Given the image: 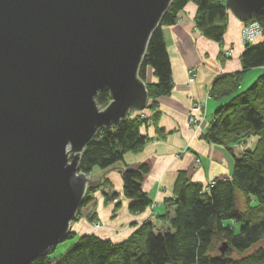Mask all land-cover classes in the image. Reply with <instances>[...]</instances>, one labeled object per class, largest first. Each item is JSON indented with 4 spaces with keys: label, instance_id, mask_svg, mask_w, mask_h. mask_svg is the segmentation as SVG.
<instances>
[{
    "label": "water",
    "instance_id": "1",
    "mask_svg": "<svg viewBox=\"0 0 264 264\" xmlns=\"http://www.w3.org/2000/svg\"><path fill=\"white\" fill-rule=\"evenodd\" d=\"M171 1L0 0V264H30L65 238L85 182L100 181L77 175L80 154L146 107L137 72ZM226 6L243 22L264 12V0Z\"/></svg>",
    "mask_w": 264,
    "mask_h": 264
},
{
    "label": "trees",
    "instance_id": "2",
    "mask_svg": "<svg viewBox=\"0 0 264 264\" xmlns=\"http://www.w3.org/2000/svg\"><path fill=\"white\" fill-rule=\"evenodd\" d=\"M188 3L197 8L195 26L206 39L221 43L227 30L228 7L224 0L170 2L150 36L137 72L139 80L146 85L147 105L152 111L158 108L157 99L168 97L173 89L171 62L162 28L174 25L178 13ZM250 21L262 26L264 36V12L254 14ZM240 59L241 72L222 75L212 84L211 97L219 105L213 112L211 126L203 134L208 143L224 146L231 155L234 145L257 138L252 149H246L238 157L233 155L230 180L216 181L205 191L200 184L189 183L182 173L174 186L171 206L175 212L172 217L169 213L163 215L169 224L167 229L155 231L153 224H142L121 243L93 234L76 237L68 232L63 241H74L68 250L49 258L56 250L50 247L46 255L38 256L30 264H264L263 247L246 254L264 240V71L251 86L240 90L245 74L264 66V40L247 46ZM149 71L157 80L154 84L147 82ZM95 98L102 108L112 100L108 89L99 91ZM153 116L156 122L158 116L156 113ZM148 119L139 112L135 117L130 114L116 126L100 128L80 156L78 172L86 175L121 165L126 154L143 150L151 141L142 134ZM148 172L146 165L136 170L120 168L130 214L141 215L151 206L149 195L142 189L143 176ZM93 183L85 193L82 206L92 202L90 193L109 185L105 180L99 186ZM238 194L246 201L244 211L238 207ZM217 240L227 243L229 251L214 257L210 251ZM231 251L245 255L234 259Z\"/></svg>",
    "mask_w": 264,
    "mask_h": 264
},
{
    "label": "crops",
    "instance_id": "3",
    "mask_svg": "<svg viewBox=\"0 0 264 264\" xmlns=\"http://www.w3.org/2000/svg\"><path fill=\"white\" fill-rule=\"evenodd\" d=\"M196 11L195 5L188 3L178 13L182 23L162 28L166 51L171 62L173 89L168 97L157 99L158 108L155 111L147 109L142 112L145 117H149L147 128L142 132L153 138L152 141L139 153H128L123 158L124 167L138 169L141 165L147 166L149 172L142 180V189L148 193L152 207L141 215L128 212L130 201L122 192L121 165L105 171H94L92 177L98 176L100 180H108L107 187L118 194V199L105 200L99 191L104 187L100 186L93 195L92 206L90 204L88 210L104 228L92 231L91 224L83 217L73 225L72 229L77 235L92 233L104 240L121 243L130 238L136 227L143 222L153 223L155 229L162 223L168 226L163 215L169 213L172 217L175 212L170 199L174 196V186L180 173L184 172L189 181L202 184L209 180L232 178L234 167L232 155L225 147L212 145L199 134H192L186 126V121L190 116L191 103L204 100L216 78L241 71L240 58L244 49L240 32L243 23L228 9L227 30L223 37L222 49L231 55L222 64L218 44L206 39L195 29ZM190 70H194L197 77L188 83ZM147 74V82L152 84L157 82L151 71ZM206 103L207 120L212 121L218 103L212 98ZM155 113L158 116V123L153 124ZM177 155L179 157L175 158ZM197 159L201 160L199 166L196 164ZM116 182L118 187L115 185ZM99 184L100 182L97 185Z\"/></svg>",
    "mask_w": 264,
    "mask_h": 264
},
{
    "label": "rangeland",
    "instance_id": "4",
    "mask_svg": "<svg viewBox=\"0 0 264 264\" xmlns=\"http://www.w3.org/2000/svg\"><path fill=\"white\" fill-rule=\"evenodd\" d=\"M226 1L227 0H224V2H225V6H226ZM227 7V6H226ZM229 9V8H228ZM230 10V9H229ZM231 12V11H230ZM232 13V12H231ZM234 16V15H233ZM176 21H175V24H179V23H182V21H181V19H179L178 18V15H177V18L175 19ZM240 20V19H239ZM241 21V20H240ZM248 21H250V20H248ZM242 23H243V25H242V29H241V32H240V38H241V42H242V45H243V49H244V51H245V49H246V47L248 46H251V45H254V44H258V43H261V41H263L264 40V36H263V33L261 34V36H258V37H256L254 40H252L251 42H249L250 40H248V39H246L247 41H248V43H245V42H247V41H245L244 40V38H242V34H243V30H244V28H245V25H247V24H249L250 22H248V23H246L245 24V22H243V21H241ZM256 22V21H255ZM174 24V25H175ZM195 29H196V26H195ZM197 30H199V29H197ZM225 35V34H224ZM224 37V36H223ZM223 41H224V39H223ZM223 41L221 42V43H217L218 44V46L220 47V49H221V51H220V56H222V64H224V61L225 60H227V59H229L230 58V53L228 52V51H225L224 49H222L223 48ZM245 41V42H244ZM214 42V41H213ZM216 43V42H215ZM224 50V51H223ZM241 68H242V66H241ZM139 69V68H138ZM263 71H264V66L262 67V68H257V69H252L251 71H249V72H247L246 74H245V76H244V78H243V81H242V84H241V87H240V90L242 91V90H244V89H246V88H248L249 86H251L252 84H253V82L255 81V79L259 76V75H261V74H263ZM238 72H241V71H238ZM234 73H236V72H234ZM232 74V73H231ZM231 74H228V75H231ZM220 76H222V75H220ZM196 77H197V73L194 71V70H190L189 71V75H188V83H191V82H193L195 79H196ZM217 79V78H216ZM215 79V80H216ZM214 80V81H215ZM150 83V82H149ZM151 84V83H150ZM213 84H214V82H213ZM212 87V86H211ZM211 87H210V89H211ZM210 89H209V92H208V94L206 95V98L204 99V100H202V101H195L194 103H192L191 104V108H190V112H189V117L187 118V121H186V126L188 127V129L190 130V131H192V134H199V136L200 137H203L204 138V132H206L207 131V129L211 126V122L212 121H208L207 120V115H206V105H207V101L209 100V99H211L212 97H211V93H210ZM213 99V98H212ZM214 100V99H213ZM112 102V100L110 101V103ZM148 100H147V103H146V105L148 104ZM109 103V104H110ZM108 104V105H109ZM145 105V106H146ZM219 105V104H218ZM107 106V105H106ZM105 106V107H106ZM97 108H99V110L100 111H103V110H105V108H102V107H98V105H97ZM147 109H149L150 111H152L150 108H149V106L147 105L146 107H144L142 110H137V111H135L136 113V115L135 116H137V114H139V112H140V115H141V117H144V118H146V119H148L147 117H145L143 114H142V112L143 111H145V110H147ZM196 113V114H195ZM213 119V118H212ZM149 120V119H148ZM152 123L153 124H156V123H158L157 121L155 122V121H153V119H152ZM113 127V126H112ZM205 140V139H204ZM256 140H257V138L256 137H251V138H249V139H247V141L245 142V143H241V144H238V145H234L233 147H231V149H232V157H233V155H236L237 157L238 156H240L246 149H252L253 147H254V145H255V142H256ZM215 145V144H214ZM224 147V146H223ZM227 151H228V149H226ZM182 152V151H181ZM184 152V151H183ZM231 155V154H230ZM179 157V155H177V157H175V158H178ZM233 160H234V158H233ZM234 162V161H233ZM200 163H201V160L200 159H197L196 160V164H197V166H199L200 165ZM128 168V167H127ZM133 170H136V169H133ZM183 173V175H184V178L189 182V183H191V184H193V183H195L194 181L192 182V181H189L187 178H186V176H185V173L184 172H182ZM182 173H180V174H182ZM179 174V175H180ZM179 177V176H178ZM177 177V178H178ZM178 180V179H177ZM225 180H230V179H228V178H225ZM225 180H218V179H214V180H209V181H207V182H205L204 184H202V183H197V184H200L201 186H202V188L205 190V191H209L208 190V188L207 187H211V186H213L214 185V183L216 182V181H225ZM177 182V181H176ZM100 185V184H99ZM116 187H118V183L116 182ZM103 187V186H102ZM108 188V187H107ZM102 190V189H101ZM101 190H99V191H101ZM203 190V191H204ZM144 191V190H143ZM94 193L95 192H92V193H90L91 195V198L93 199V195H94ZM148 194V193H147ZM174 196H175V190H174ZM174 196L172 197V199H170V201H171V203H172V200H173V198H174ZM238 207L242 210V211H244L245 209H247L246 208V201H245V199L244 198H242V196L240 195V194H238ZM91 204V203H90ZM91 206H92V204H91ZM152 207V203H151V206L149 207V208H151ZM88 208H90V206L88 207ZM173 208V207H172ZM88 209H80L79 210V213L77 214V215H75V218L70 222V228H69V233L70 234H74L76 237H78V236H82V235H89V234H92V233H89V234H80V235H77L76 234V232L72 229L73 228V225H75V224H77L83 217H85V221L88 223H90L91 225V230L92 231H99L100 229H102V228H104V225H101V223L100 222H98L96 219H95V216H93V215H91V213L89 212V210L87 211ZM97 222H98V224H97ZM146 223H148V222H143L142 224H146ZM142 224L140 225V226H142ZM151 224H153V223H151ZM83 225H86V224H83ZM99 225V226H98ZM154 226V225H153ZM157 226H159V227H157L156 229H155V231H163V230H165V228L167 229L168 228V226L166 225V224H164V223H162L161 225H157ZM139 227V226H138ZM138 227H136V228H138ZM93 235H95V234H93ZM96 236V235H95ZM98 237V236H97ZM65 238H66V236H65ZM64 238V239H65ZM99 238V237H98ZM101 238V237H100ZM102 239V238H101ZM108 241H110V240H108ZM111 242V241H110ZM74 243V241L73 240H71V239H69L68 241H64V242H58L57 244H56V250H55V252L51 255V256H49V258H54V257H58L59 255H61V254H63L66 250H68V247L70 246V245H72ZM113 243H115V242H113ZM223 245V242L222 241H220V240H217V241H215L214 243H213V245H212V249H211V255H213L214 257H218V255H221V254H223L222 252H220V247ZM55 245H53V246H50V247H54ZM49 247V248H50ZM260 247H263L264 248V240H262V241H260V243H258V244H256V245H254V246H252L250 249H249V251L246 253V254H249V253H251V252H253V251H255V250H257L258 248H260ZM49 250V249H48ZM47 250V251H48ZM229 251V248H227L226 249V252L224 253V254H226V253H228V251ZM231 253H232V258H234V259H239V258H241L242 256H244L245 255V253L244 254H237L236 252H232L231 251ZM44 255V254H43ZM39 256H41V255H39Z\"/></svg>",
    "mask_w": 264,
    "mask_h": 264
},
{
    "label": "bare ground",
    "instance_id": "5",
    "mask_svg": "<svg viewBox=\"0 0 264 264\" xmlns=\"http://www.w3.org/2000/svg\"><path fill=\"white\" fill-rule=\"evenodd\" d=\"M213 82H214V81H213ZM194 102H195V101H193L192 103H194ZM192 103H191V104H192ZM135 113H136L135 110H131V111L129 112V114H126V117L129 116L130 114H131L132 117H135V115H136ZM126 117H125V118H126ZM147 125H148V123L146 124V126H144V127L142 128V130H143V129H146V128H147ZM106 127H107V128H111L112 126H106ZM96 134H97V133H95V136H96ZM142 134H143V135H146L148 138H151L149 135H147V134L144 133V132H142ZM95 136H94V138H95ZM94 138H93V139H94ZM93 139H92V141H93ZM152 139H153V138H151V141H152ZM92 141H91V142H92ZM151 141H150V142H151ZM91 142H90V143H91ZM148 144H149V143H148ZM87 145H88V144H87ZM87 145H86V146H87ZM86 146H85V147H86ZM69 150H70V147H68V149H67V152H68V156H67V158H69V156H70V154H71V152H69ZM84 150H85V148L82 150L80 156L82 155V153L84 152ZM73 156H75L74 153H73ZM79 158H80V157H79ZM123 158H124V157H123ZM68 162H71V160H68ZM77 162H78V161H77ZM121 166L124 167V166H123V163L121 164ZM113 167H114V166H113ZM122 167H121V168H122ZM77 168H78V165H77ZM107 169H108V168H107ZM107 169H106V170H107ZM97 170H98V169H97ZM97 170H95V171H97ZM101 171H105V170H101ZM76 173H77V175L82 174V173H79L78 170L76 171ZM93 173H94V171H93ZM93 173H91V174H86V175L83 174V175H84V177H85L86 180H87V178L93 180V179H94V178L92 177V174H93ZM143 178H144V176H143ZM104 180H105V179L100 180V181H99L100 184H101L102 181H104ZM121 180H122V179H121ZM105 181L108 182V180H105ZM121 182H122V181H121ZM85 183H86V188H85V191H84V193H83V194H84V195H83V200H84V198H85V195H86L85 193H86L87 189L90 188V187H93V186H91L89 183H87V182H85ZM98 189H99V188H98ZM97 191H98V190H96L95 193H96ZM122 192H123V182H122ZM95 193H94V194H95ZM101 193L104 195V199H105L106 197H107V198H110V200H112V201H116V200L118 199V194H117L116 192H113L110 188H108V189H106V187L102 188ZM113 195H116V197H115V198H112ZM123 195H124V197H125L124 192H123ZM125 198H126V197H125ZM126 199H127V198H126ZM83 200H82V202H83ZM82 202H81V204H80L81 206H80L79 208H80V209H84V210H85V209H88V207H89L90 204H88V205H86V206H82ZM77 211H78V210H77ZM87 211H88V210H87ZM89 212H90V211H89ZM90 213H91V215L95 216L92 212H90ZM76 215H77V213H76ZM97 224H98V222H97ZM69 226H70V225H69ZM98 226H99V225H98ZM67 234H68V233H67ZM67 234H66V235H67ZM65 239H66V238H65ZM63 240H64V239H63ZM63 240H61L60 242H64ZM55 247H56V245L54 246V248H55ZM47 252H48V251H47ZM46 254H47V253H45L44 255H46Z\"/></svg>",
    "mask_w": 264,
    "mask_h": 264
},
{
    "label": "built area",
    "instance_id": "6",
    "mask_svg": "<svg viewBox=\"0 0 264 264\" xmlns=\"http://www.w3.org/2000/svg\"><path fill=\"white\" fill-rule=\"evenodd\" d=\"M262 33H263L262 26H260L255 21H251L249 24L245 25V28H244L243 34H242V38H244L245 41H247L246 39H248V40H250L249 42H251L256 37L261 36ZM245 43H248V41Z\"/></svg>",
    "mask_w": 264,
    "mask_h": 264
}]
</instances>
